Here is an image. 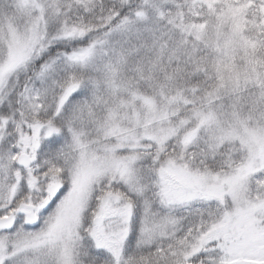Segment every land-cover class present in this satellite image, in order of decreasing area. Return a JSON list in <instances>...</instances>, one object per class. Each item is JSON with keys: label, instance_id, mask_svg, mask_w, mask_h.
<instances>
[{"label": "snow or ice", "instance_id": "1", "mask_svg": "<svg viewBox=\"0 0 264 264\" xmlns=\"http://www.w3.org/2000/svg\"><path fill=\"white\" fill-rule=\"evenodd\" d=\"M0 264H264V0H0Z\"/></svg>", "mask_w": 264, "mask_h": 264}]
</instances>
